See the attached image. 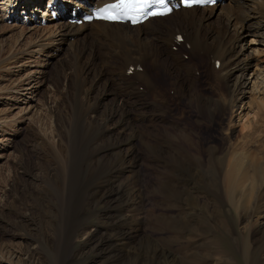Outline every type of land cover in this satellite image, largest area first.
<instances>
[{
  "label": "rangeland",
  "instance_id": "obj_1",
  "mask_svg": "<svg viewBox=\"0 0 264 264\" xmlns=\"http://www.w3.org/2000/svg\"><path fill=\"white\" fill-rule=\"evenodd\" d=\"M60 1L66 9L74 6ZM4 2L0 0V264H264V200L259 197L264 175L254 176L253 187L243 195L239 188L225 189L223 174L207 152L215 147L220 157L238 148L264 164V96L260 100L251 88L254 71L264 67V46L252 50L260 37L251 26L255 19L248 18L249 1L223 0L203 22L211 31L210 41L222 33L234 37L244 27L239 55L253 65L242 78L238 70L228 79L215 78L214 59L201 50L200 56L194 55V75L181 69L184 95L159 62L149 64L148 56L143 66L150 73L158 69L153 75L167 99L160 102L149 86L134 91L118 77L117 68L106 69L114 82L112 92L121 101H102L97 116L104 120L115 103L128 109L130 125L119 134L132 142L105 158L97 154L111 140L101 124L86 119L81 64L75 63L68 42H52L61 35L60 21L50 18L40 24L28 16L29 9L24 18L30 21L24 22L20 2L11 1L10 11V3ZM178 33L185 34L182 29ZM189 47L180 53L185 61L194 54ZM220 66L217 63L215 70ZM244 84L248 93L242 100ZM200 94L222 100L213 118L195 105ZM242 102L261 113L246 143L241 134L254 111L244 112L248 120H238L241 110L234 105ZM209 106L216 109L212 100ZM171 136L180 137L186 148L182 162L194 165L199 153L205 159L204 165L194 166L201 184H196L194 201L182 214L172 190L184 189V183L167 153L175 149L168 142ZM142 138L163 149L161 155L148 149Z\"/></svg>",
  "mask_w": 264,
  "mask_h": 264
},
{
  "label": "bare ground",
  "instance_id": "obj_2",
  "mask_svg": "<svg viewBox=\"0 0 264 264\" xmlns=\"http://www.w3.org/2000/svg\"><path fill=\"white\" fill-rule=\"evenodd\" d=\"M11 1L14 0H6L4 3L9 4ZM16 1H19V4L21 5H26V7L33 5L35 9L38 5H41L38 2H34V0H15V2ZM67 1L73 2L74 6L67 7L69 9L64 8L58 26L61 35L59 39L53 38L52 42H68L69 47L72 48V56L75 63L81 64L80 76L83 78L85 86L82 93L84 102L86 103V119L93 123L96 122L101 124L103 126L102 130H104L103 133L105 134V138L109 141L111 140L110 144H105L99 150L100 152L98 151L97 155L100 157L105 158L108 154L116 153L118 151L121 152L123 146L132 142V138L126 136V138L123 137L121 139L119 134L120 130L127 127V124L130 125V111L128 109L124 110L125 108L123 109L122 105L115 103V106L110 107L109 111L104 114V120H100L101 118L99 119L97 116V113L100 110L99 106L102 101L105 103L110 97H112L115 101L120 100L119 95L116 94V92H112L113 89L111 86L114 82L109 75L110 71L107 74L106 69L111 70L113 68H117L118 77L123 82L127 83L134 91L140 85L149 86L152 93H154L155 99L158 98L157 100L160 99V102H162L167 99H165V93L161 89L156 76L153 75L154 72L158 71V69H155L154 72L150 73L143 66L149 63V61L146 60V57L148 56H150V60H152L149 64L159 62L158 64L160 67L167 70V75L170 76L171 83L173 82L174 85H176L175 89L179 90L178 93H182L184 95H186V82H183L182 80L181 69H187L189 70V73L192 74L194 69L198 66L194 55L200 56L199 52L201 50H204V53L209 51V57L214 59V68L212 69V72L214 73L215 78L218 77L219 80L221 79V76L224 77L223 80L228 79L232 74H234L232 73L234 70H238L242 78L248 67L253 65V61L250 60V58L246 59L239 55L241 49H239L240 45L238 40L242 37L241 32L244 31L243 26L236 30V36L234 37L230 38L227 33H222L220 36H217L214 41H210L211 31L204 27L203 22L215 15V9L219 2L214 6L181 8L179 10H174L169 14V16L154 17L153 19L147 20L143 24H138V26H131L128 23L123 22L115 23L100 20H93L91 22L83 21L81 24H78L77 22L74 23L70 20L73 18L71 15L73 12L76 11V16L78 18H82L87 13H91V10L99 9L101 5L112 0ZM234 1L236 0H229V3H233ZM248 1L249 3L246 5H248L249 10L252 13V15H248V18L255 19L251 26L258 29L257 36L260 37L258 45L253 42L257 46L253 47L252 50L258 52L262 51L260 46H264V0ZM176 3H178V0H176ZM60 7L62 8V5L58 7L56 5L55 9H60ZM23 8L25 9V7ZM84 10L86 12H82ZM27 11L29 12V10ZM6 15L8 18H16L8 14ZM64 18H67V20H64ZM181 29L185 34H177V32ZM178 36L183 38V42L178 40ZM220 38L221 42H219ZM188 39H190V42ZM132 44H135L136 47ZM187 45H190L187 49L190 51L192 50L194 54L192 55L191 60L185 61L180 56V53L184 51V47ZM42 46L44 45L42 44ZM173 46H179L178 51L172 50ZM170 57L177 59V62H173ZM218 61H220L221 66L220 68H217L219 70L216 71L215 68ZM122 69H124L123 74H121ZM129 70L131 71V74H128ZM260 72H258V70L254 71L255 79L252 81L253 83H251V88L254 92L260 94L258 97H260L261 100V96H264V67L262 71L260 70ZM198 81L199 79L194 76V83H197ZM244 86H246V84L242 85L244 88L240 98L242 100L248 93ZM95 92L97 95L94 98ZM143 92L144 91H142V93ZM212 98L213 96L200 94L194 101L202 115L204 113L207 118H213L214 113L218 112L221 108L222 100H215ZM210 100L215 102L216 109L214 111L209 106ZM160 102L153 100V105L161 106L162 103ZM236 106L237 109L241 110L237 113L238 120L241 121L245 118L248 120V115H246L247 113L244 114L245 111H254V116L250 118L248 124H244L246 126L248 125V129L241 134L243 138L247 137V141H244V143H246L254 131L251 124L258 122L260 111H256L257 109L252 110V106L250 107V104L246 106L244 102H242L241 106L235 104L234 107ZM232 113L234 114V110ZM232 125L233 124L231 123L229 129L231 134L235 131V127L233 128ZM243 128L245 129L244 126ZM183 130L185 129H181V131ZM254 133L257 134L256 132ZM134 140L135 139L133 138V141ZM141 140L153 153H157L159 156L161 155L160 151L163 149L161 150L158 147L156 148L153 145H149V143L143 138ZM188 140V142H190V139ZM168 142L172 148L173 146L175 148H171L172 151L167 152L173 165L172 167L175 168L177 176L180 177L182 179V183H184V189H180L176 186L172 189L173 192L175 191L177 206L182 214L188 208V205L194 201V194L198 192L196 184H201L199 182L200 180L198 179V181L196 179L194 166L196 163L204 165L205 159L203 158V155L199 153L195 158L196 163L194 165L185 164L184 161H181L184 157L182 153L186 152L185 146L181 144V138L178 136H171L169 137ZM207 152L209 154L208 159L215 163L216 168L218 167L217 169L219 171V175L223 174L222 182L225 189H233V191H235L239 188L241 190V194L243 195L248 189L253 187L252 182H254V176L264 175V164L261 162L262 159H257L255 157L250 159L244 151L239 150L238 148L228 150V152L220 157L217 156L218 152L215 147H210ZM256 178L258 179V177ZM262 183L263 190H261L259 197L264 200V182ZM184 193L188 194L186 200L181 198V195ZM183 220L184 217L182 216L179 221L183 222Z\"/></svg>",
  "mask_w": 264,
  "mask_h": 264
},
{
  "label": "snow or ice",
  "instance_id": "obj_3",
  "mask_svg": "<svg viewBox=\"0 0 264 264\" xmlns=\"http://www.w3.org/2000/svg\"><path fill=\"white\" fill-rule=\"evenodd\" d=\"M214 0H190V3H208ZM151 5L163 6L162 10L150 11L146 16L163 15L171 11V8L165 6V0H116L115 3L107 4L104 8L98 9V18L117 21L128 17L130 11H139ZM133 23L138 22L135 16L128 17Z\"/></svg>",
  "mask_w": 264,
  "mask_h": 264
}]
</instances>
